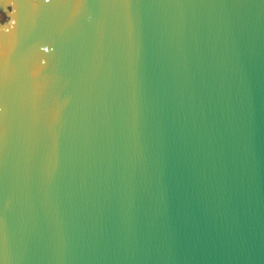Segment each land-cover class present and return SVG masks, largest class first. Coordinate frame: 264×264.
<instances>
[{
    "label": "water",
    "instance_id": "1",
    "mask_svg": "<svg viewBox=\"0 0 264 264\" xmlns=\"http://www.w3.org/2000/svg\"><path fill=\"white\" fill-rule=\"evenodd\" d=\"M0 264H264V0H0Z\"/></svg>",
    "mask_w": 264,
    "mask_h": 264
}]
</instances>
